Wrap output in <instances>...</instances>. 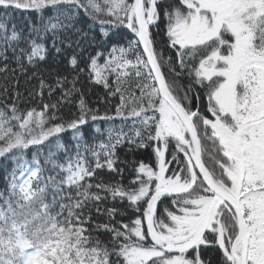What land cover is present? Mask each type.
<instances>
[{
  "label": "snow or ice",
  "instance_id": "1",
  "mask_svg": "<svg viewBox=\"0 0 264 264\" xmlns=\"http://www.w3.org/2000/svg\"><path fill=\"white\" fill-rule=\"evenodd\" d=\"M17 10L33 15L27 33L8 27ZM81 12L100 26L94 41L122 26L132 39L80 68L67 53L81 48L72 35L87 39ZM152 29L166 36L167 59ZM53 50L119 102L101 115L81 94L65 119L78 76H58L30 94L39 109H21L19 92L0 108V158L14 164L0 192V264H213L202 246L216 250V264H264V0H0V72L14 62L27 75ZM45 89L59 98L44 102ZM100 121L111 122L106 139L89 143L84 126ZM69 131L71 147L61 139ZM125 143L153 147L155 165L134 164L128 185L93 183L98 170L123 173ZM117 200L123 211L105 206ZM128 211L129 222L116 220Z\"/></svg>",
  "mask_w": 264,
  "mask_h": 264
},
{
  "label": "trees",
  "instance_id": "2",
  "mask_svg": "<svg viewBox=\"0 0 264 264\" xmlns=\"http://www.w3.org/2000/svg\"><path fill=\"white\" fill-rule=\"evenodd\" d=\"M32 19V14L22 10H17L9 15L8 27L10 29L12 25L15 24L18 31L27 33L28 22ZM78 20L79 23L77 26L83 30L87 36V39L72 35L71 39L73 42H75L77 39L82 40L81 48H75L74 44L73 49H69L67 55H70L73 51H75L80 57V68L85 67L89 55H96V53L100 52L106 57L113 44H123L126 46L127 41L133 37L131 30L122 26L119 29H114L110 33V39L104 41H94V38L99 37L100 35L99 24L93 23L88 19L87 16L83 14V12H81ZM152 32L156 40L155 46L157 52L162 53L165 59H167L168 55L170 54V49L166 44V36L162 31L158 33L156 29H152ZM47 46H50V42ZM99 63H104L103 58L99 59ZM0 66H3L2 63H0ZM12 69H16L15 73H13ZM163 71L169 81L175 79L178 84L183 85L184 87L187 86L188 81L186 75L183 77H175L173 73L169 72L167 65L163 66ZM33 72H36L37 75L32 79H28V76H31ZM5 76H7V79H5ZM58 76H67L68 81H72L74 77L78 76V80L75 84V87L78 90L75 94L76 99L72 104H64L58 113L59 115H63L65 119L71 118V115L78 111L77 101L79 100L81 94L83 95L87 105L90 108L99 109V113L101 115L106 111L109 112V114L114 113L115 105L119 102V98H109L102 85H97L90 82L87 72L80 73L78 68L72 69V67L67 63L66 55L61 54L56 56L54 54V50L52 54L48 55L46 60L37 61V66L35 68L30 67L27 75L21 73L14 62L10 63L9 71L7 73L0 72V108H3L5 104L11 103L15 97V93L19 92L22 94L21 99L18 101L19 107L21 109H39V107L42 106L41 98L39 96L30 94L39 90L40 79H44L47 83H54ZM66 87L71 88L72 84L68 83ZM5 88L8 89L7 94H4ZM59 96L60 92L57 91L55 95L52 96L51 100H49L47 89H45L43 101L54 103L59 98ZM202 110H206V100L202 104ZM110 123L111 122L100 121L96 126H84V131L86 133L85 139L88 140L89 143L99 142L100 140L106 139L107 133L105 130L109 127ZM120 123L121 121L119 120L115 121L116 125H119ZM129 123H131V121H129ZM94 127H98L100 131L96 132ZM124 130L128 131L127 128ZM61 139L62 142L67 144L69 147H71L74 143L72 141V134L70 131L61 134ZM25 151V158L31 160V150ZM171 152L172 147H170L167 154L168 159H171ZM59 155L62 157L63 152H60ZM117 155L120 161H122V163H118L117 167L122 168L124 170L123 173H109L107 169L98 170L96 180H94L93 183L102 178L105 182L120 181L122 184L128 185L135 176L134 164H138L140 161H143L147 164L155 165L153 147L137 148L134 145L125 143L118 146ZM13 167L14 164L11 160L5 161L4 158H0V192H3L5 195H7L8 186V181L5 179V177L8 176ZM170 167L174 168L175 164H172ZM18 174L19 172H17V175ZM164 203L166 204L168 201L164 200ZM126 205V201L124 204H121L118 200L114 203L112 201H107L105 204L107 207L115 206L121 209V211L126 208ZM163 206V204L159 205L161 209ZM92 215L93 220L95 221H104L107 219L104 216H98L95 211H93ZM135 215L136 214L132 213L131 211H128L125 215H117L116 220H123L125 223H127L129 222V219L134 218ZM100 235L101 239L105 241L110 239L107 233H102ZM201 252L206 260L211 259L213 264H216L218 254L214 248H205L202 246Z\"/></svg>",
  "mask_w": 264,
  "mask_h": 264
}]
</instances>
